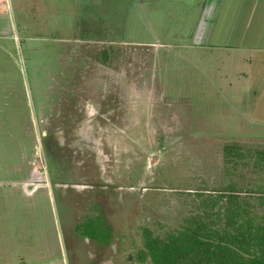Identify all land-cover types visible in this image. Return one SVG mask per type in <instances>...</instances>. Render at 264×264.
Here are the masks:
<instances>
[{
	"label": "rangeland",
	"instance_id": "1",
	"mask_svg": "<svg viewBox=\"0 0 264 264\" xmlns=\"http://www.w3.org/2000/svg\"><path fill=\"white\" fill-rule=\"evenodd\" d=\"M219 1L0 0V264H147L143 227L231 181L264 214V80L201 46Z\"/></svg>",
	"mask_w": 264,
	"mask_h": 264
},
{
	"label": "trees",
	"instance_id": "2",
	"mask_svg": "<svg viewBox=\"0 0 264 264\" xmlns=\"http://www.w3.org/2000/svg\"><path fill=\"white\" fill-rule=\"evenodd\" d=\"M224 153L234 166L246 156L237 143L227 144ZM256 154L254 165L264 164V151ZM237 189L231 181L217 194H200L205 197L204 214L187 217L163 235L143 227L144 248L138 251L137 259L147 264H264V214L260 215ZM257 190L259 204L264 206V183ZM79 229L106 244L112 234L101 217L87 219L78 224Z\"/></svg>",
	"mask_w": 264,
	"mask_h": 264
},
{
	"label": "crops",
	"instance_id": "3",
	"mask_svg": "<svg viewBox=\"0 0 264 264\" xmlns=\"http://www.w3.org/2000/svg\"><path fill=\"white\" fill-rule=\"evenodd\" d=\"M206 8L209 35L201 46L215 53H219L217 48L222 49L219 55L223 61L238 64V78L264 80V0H220ZM220 30H224L222 38L212 41Z\"/></svg>",
	"mask_w": 264,
	"mask_h": 264
}]
</instances>
